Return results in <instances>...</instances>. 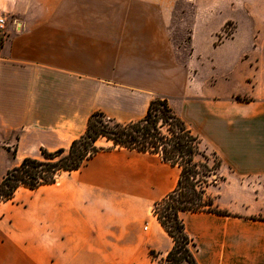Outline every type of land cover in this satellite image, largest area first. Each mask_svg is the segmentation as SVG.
<instances>
[{
	"label": "crops",
	"instance_id": "0c3cea01",
	"mask_svg": "<svg viewBox=\"0 0 264 264\" xmlns=\"http://www.w3.org/2000/svg\"><path fill=\"white\" fill-rule=\"evenodd\" d=\"M174 2L0 0L7 20L0 151L15 150L11 168L40 158V149H68L94 112L128 123L165 98L221 170L252 182L264 178V0H251L249 48L239 56L251 69L238 80L218 71L216 54L198 49L196 22L187 57L179 60L169 34ZM218 2L198 1L195 19ZM237 34L235 23L213 52ZM103 142L97 145H110ZM179 176L180 168L158 155L113 149L62 172L54 184L19 188L0 206V264H150V251L164 258L173 241L153 208ZM181 217L199 264H264V221L204 212Z\"/></svg>",
	"mask_w": 264,
	"mask_h": 264
},
{
	"label": "trees",
	"instance_id": "16d2710c",
	"mask_svg": "<svg viewBox=\"0 0 264 264\" xmlns=\"http://www.w3.org/2000/svg\"><path fill=\"white\" fill-rule=\"evenodd\" d=\"M236 100L249 101L239 96ZM101 139L110 145H97ZM200 143L165 98L152 100L142 119L128 123L118 122L97 111L89 116L85 133L73 140L68 149L53 152L40 149L41 158L25 157L17 166L7 169L0 178V206L11 201L19 188L36 190L54 184L62 172L78 170L103 150L127 149L158 155L162 161L178 166L180 176L175 189L153 208L154 216L173 245L164 258L152 264H199L193 251L195 243L185 231L181 213L232 216L218 210L213 199L198 187L200 176L209 172L208 157L200 149ZM11 152L15 158V150ZM197 156L205 163L197 161ZM150 253L153 255L152 251Z\"/></svg>",
	"mask_w": 264,
	"mask_h": 264
},
{
	"label": "rangeland",
	"instance_id": "374dc122",
	"mask_svg": "<svg viewBox=\"0 0 264 264\" xmlns=\"http://www.w3.org/2000/svg\"><path fill=\"white\" fill-rule=\"evenodd\" d=\"M200 0H175L174 11L170 26V38L173 44L180 48L178 52L179 60H185L190 50V33L194 22L197 24L196 43L198 49L205 55L216 54V67L219 72H228L238 80V76L248 72V66L239 59L242 50L249 48L247 40L251 32V0H219L212 9V13L200 15L195 19L196 6ZM227 21V22H225ZM225 22L222 30L216 35L221 24ZM238 25V34L233 41L225 43L213 52V46L220 45L225 39L230 38L235 27ZM212 58V57H211ZM246 61L245 59H242ZM210 61V60H209ZM104 139L99 143H104ZM200 149L208 157L207 165L209 172L200 176L198 187L205 191V194L213 199L219 198V205L215 207L229 213L232 217L242 220H264V178L241 179L232 176L230 170L220 169V160L213 153L205 149L201 143ZM21 156L18 155L17 161ZM41 158V157H40ZM197 161L205 163L201 156L196 157ZM12 152L0 151V178L7 169L14 163ZM219 164V167L217 165ZM205 171V169H201ZM9 205V204H7ZM3 206L2 211L7 208ZM195 243V242H194ZM197 250L195 247L193 251ZM151 263L160 261L157 254L152 251ZM162 259V258H161Z\"/></svg>",
	"mask_w": 264,
	"mask_h": 264
},
{
	"label": "built area",
	"instance_id": "2783aa9c",
	"mask_svg": "<svg viewBox=\"0 0 264 264\" xmlns=\"http://www.w3.org/2000/svg\"><path fill=\"white\" fill-rule=\"evenodd\" d=\"M15 26L20 28V23L16 24L14 23ZM6 26H7V20L5 17H0V43L3 42V40L6 37Z\"/></svg>",
	"mask_w": 264,
	"mask_h": 264
}]
</instances>
